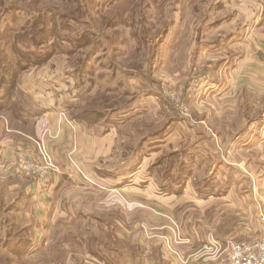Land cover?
<instances>
[{"label":"rangeland","instance_id":"1","mask_svg":"<svg viewBox=\"0 0 264 264\" xmlns=\"http://www.w3.org/2000/svg\"><path fill=\"white\" fill-rule=\"evenodd\" d=\"M1 1L26 7L37 1L40 12H52L46 19L56 22L48 23L55 34L80 40L82 49L32 68L35 74L26 84L22 76L34 72H21L15 97L33 108L29 121L34 136L13 138L9 130L4 132L0 116V264H227L224 254L203 255L211 234L225 243L255 238L254 228L264 225V198L250 186L247 168H239L238 158L227 152L230 140L228 148L217 141V159L204 151L191 152L186 139H229L246 132L249 122L264 118V0ZM31 17L23 14L12 23L7 16L0 25L13 24L15 30L9 33L15 34ZM89 52L91 61L79 74ZM65 75L74 79L73 87ZM54 82L66 98L59 116L72 130L77 123L100 132L113 127L114 150L102 166L130 167L132 178L113 176L116 181L125 177L121 187L128 189L119 183L113 190L103 185L101 176L81 166L76 146L62 161L74 178L68 173L62 177V166L44 141L46 136L58 139L59 130L37 137L36 101L29 89L41 91ZM75 105L118 110L105 126H92L72 118ZM159 129L163 136L154 135ZM182 142L189 147L174 148ZM145 158V165H160L151 181L164 175L154 193L147 188L149 179L142 182L144 176H136ZM213 165L220 167L219 173H210ZM46 166L49 177L43 176ZM28 168L34 171L26 174ZM178 173L186 185L181 194L173 189L175 198L164 185L168 179L175 183ZM18 179L29 184L21 187ZM225 182H234L232 196L227 201L210 199L227 192L230 185ZM187 185L192 193L184 196ZM134 187L147 189V194ZM38 201L46 206L37 207Z\"/></svg>","mask_w":264,"mask_h":264},{"label":"crops","instance_id":"2","mask_svg":"<svg viewBox=\"0 0 264 264\" xmlns=\"http://www.w3.org/2000/svg\"><path fill=\"white\" fill-rule=\"evenodd\" d=\"M48 66L52 67L53 63L51 62ZM55 67H57V65ZM28 72H34V69H32L31 71H28ZM61 73L62 72L58 71V74H61ZM64 73H65V69H64ZM34 74H35V72L33 74L32 73H27L26 75L24 74L22 76L21 82H23V83L25 82V84L28 83L27 82L28 80H26V79L29 77V75H31V78H32L34 76ZM60 77L62 79L63 76H60ZM64 77H66V79L70 78V76H68V75H65ZM72 77L73 76H71V78ZM41 78H45V76L41 75ZM53 81H55V80H53ZM67 83H70L71 87H73L74 86V79H72V82L70 79H67ZM51 85L52 86H50L49 88H45L44 90H41V91L35 90L36 87H34V86H32V88H29V89L32 90V91H30V94H31L30 97L31 98L33 97L32 98L33 101L34 100L36 101V102H33V106L36 107V109H35L36 112L34 114L35 115L34 120L36 122V135H37V137L38 138L39 137L44 138L42 135L44 133L47 134L48 132H50L49 136H51L52 135L51 133H56L59 130V136H58L59 138L58 139L53 141L50 137L46 136L44 141L47 143L49 151L53 154L56 163H59L62 166V177H64L65 175L67 176V173H68L69 175H71L72 178H74V176L72 174L74 171L69 169L68 167H64L62 161L65 160V156L68 153L69 148L70 147L73 148L74 146H76V148L78 150V152H77L78 158L77 159L80 160L81 166L85 170L90 171L94 175L97 174V175L101 176V178H103L101 180L102 181L101 183L103 185L104 184L110 185V189H112V190H113V187H116V186L121 187V185H123V184H121L122 180L125 179V177L132 178L133 171H130V167L127 168V166L120 165L116 169L115 168L105 169L102 166L104 163L103 161H105L104 159L108 158L113 153V150H114V146H115L114 137L116 136V133H114L115 130L112 129L113 127H111V128L108 127L107 130L102 129V131H101L102 133H101L99 128L97 130H94L93 129L94 127L89 128L88 126H86L83 123H77L76 129L72 130L70 128L69 124L66 122V120H64L62 117H60L59 113H58L59 107L61 106L63 101L66 100V98L64 99L63 95L59 93V91H58L59 86L57 87V83L54 82ZM49 89H51L52 91L49 92L48 91ZM61 90H63V92L66 93L68 89L61 87ZM54 92L56 93V98L54 96ZM30 108L31 107H29V109ZM31 109H33V108H31ZM242 118H243L242 121L245 122V118L244 117H242ZM255 120L248 123L250 125L252 124V126L250 127V125H249L250 128H248L246 132H242V130H241V131H239V135L230 136L229 139H226V137L225 138L220 137V140L216 138V142L213 139H211V141H209L206 138L201 139V140L198 139L195 141H190L191 136H189L186 139V141H187L188 145L191 146L190 147L191 152L193 151L195 153H198V155H201V152L204 151V152H207L208 155L213 154V156L217 157V159H218L220 154L218 152L217 141L221 142L223 146L225 145L228 148V142L230 140V145H229V149L227 152H231L234 156H236L238 158L237 161H239V168L243 169L244 166H245V168H247V170L251 176L250 179L253 181V182L249 183L250 186H254V188H257L261 192L262 197L264 198V170L263 171H257L254 169V166H262L264 168V118H261L259 120V122H257L258 119H255ZM75 140L77 141V145H76V143H74ZM191 142H194V144H191ZM225 142H227V143L225 144ZM187 143H185L183 145V142H182V144H178L177 147L174 146V148L175 149L180 148L183 150L187 149L189 147V146H187V148H185V145ZM253 153H256L258 156L255 159L251 160L249 157H251L253 155ZM147 159H149V158H145L143 160V162L141 163L140 168L143 170L141 172H137L136 176H141V175L144 176V178L141 180L142 182H147L149 179L147 188L154 193L157 191V189H156L157 186L163 185L161 183L164 179V175H162V179L156 178V182H154L155 180L151 181V174L154 171L156 172V170H158L160 165L159 164L156 165L157 163L154 164V161L151 162L149 165L148 164L145 165V163L147 162L146 161ZM132 160L133 159H130V160H128V162H131ZM155 165H156V167H154L153 169L150 168V167L155 166ZM223 166H224L223 164L220 165V167H223ZM220 167H216L215 165H213V167L210 170V173H219ZM147 168H148V170H147ZM134 172H136V171H134ZM118 173L123 174V176H125L127 174H131V173L132 174L129 176H125L120 181H116L115 178H113V176H116ZM208 173H209V171H208ZM131 180L132 179H130V182H131ZM165 181H166V177H165ZM142 182H137V185L142 187V185H143ZM118 183L120 184L119 186H118ZM225 183H227L230 186L227 188V192L225 194H222L223 196H210L209 198L210 199L214 198V199H218L221 201H227L228 198L232 196L231 191L234 189L231 187V185L234 182H232V184H230L229 182H225ZM153 184L156 187H154ZM144 185L146 186V184H144ZM149 185H151V186H149ZM188 185H189V183H188ZM188 185L185 189L184 196L188 195L189 193H192L190 190H188L189 189ZM164 186L166 187L168 192L171 191V193L173 194V191L175 190V184L173 183V181H171V179L170 180L168 179L167 183ZM134 188H135L134 189L135 191L139 192V190H140L141 193L143 190H145V192L147 194V189L142 190L139 187H134ZM121 189L125 190V189H128V187L124 188L122 186ZM194 193H195V196H197V192H195V190H194ZM159 197H161V196L154 197V198H156V200L158 202H161V201H159L160 200ZM173 197H175V198L177 197L175 193L173 194ZM145 198H146V200L149 199V197H145ZM161 198H163V197H161ZM196 198H198V197H196ZM209 200H207V201H209ZM35 202H37L36 198L32 199V203L35 204ZM261 202L264 206V199ZM145 204H147V203H145ZM258 204H259V206L261 205V203H258ZM40 205H42L43 207L46 206L44 203L38 201V204H36V206L39 207ZM43 207H40V209ZM263 211H264V208H263ZM259 227H260L259 230H256L257 226L255 228L253 227L255 232H258V233L252 234V236L260 237L261 235L264 234V225H260ZM183 236H184V239L189 238V237H187L189 235H186V236L183 235ZM206 262L208 263L209 260H207ZM209 264H210V262H209Z\"/></svg>","mask_w":264,"mask_h":264},{"label":"trees","instance_id":"3","mask_svg":"<svg viewBox=\"0 0 264 264\" xmlns=\"http://www.w3.org/2000/svg\"><path fill=\"white\" fill-rule=\"evenodd\" d=\"M66 1L69 0H63V2ZM89 1L95 3L97 0ZM37 3V1H30V5L26 7L18 4L5 5V3L0 0V24L5 22L7 16L10 17L12 23H16L18 18H21L23 14L32 16L31 20L20 29L21 31L15 34L9 33L15 30L12 23L11 27L8 25L1 27L0 25V116L5 119V122L2 121L4 132L9 130L13 138H18L20 136L19 134L34 136V131L31 127L32 123L30 124L29 121L31 119L33 120L32 112L30 113L31 110L29 107L24 105L18 97H15L14 90L19 87V76L21 72L42 66L43 63L57 54L68 55L73 53L80 49L82 45L80 40H73L70 36L61 38L59 35H56L54 28L48 25V23L56 24V22L46 19L52 12H49V10L40 12L37 8ZM96 6L101 7L102 5ZM165 33L167 34L168 31L166 30ZM3 37L6 39L4 40ZM11 38L13 41H11ZM79 38L82 39L83 34ZM91 52L87 53L82 63L80 62L79 67L82 69L79 74L85 73V66L91 61L89 60ZM69 72L72 73V75L77 74L75 70ZM80 90L84 92L83 86ZM81 107L82 105L71 106L70 114L72 118L81 122H86L92 126L98 124L105 126L107 117L118 110L104 111L91 108L81 109ZM108 127H106V129H108ZM163 131V129H159L154 135L163 136ZM179 173L174 183L175 192L177 194H181L186 185V178H183ZM18 181L21 187L29 184L27 180L23 181L18 179ZM1 189L2 187H0V193ZM16 191L19 192L18 196L22 195L20 192L22 190H19L18 187H16Z\"/></svg>","mask_w":264,"mask_h":264},{"label":"built area","instance_id":"4","mask_svg":"<svg viewBox=\"0 0 264 264\" xmlns=\"http://www.w3.org/2000/svg\"><path fill=\"white\" fill-rule=\"evenodd\" d=\"M24 155L27 156V153ZM46 167L47 170H44L43 176L49 177L50 167ZM32 171H34V169L30 170L28 168L25 170L26 174ZM45 191L46 188L44 187L42 193H45ZM183 240L184 239L181 241ZM202 252L204 256L212 255L213 257L224 254L227 264H264V234L250 240L239 242L229 241L227 243L216 239L214 235L211 234L206 244L203 246Z\"/></svg>","mask_w":264,"mask_h":264}]
</instances>
